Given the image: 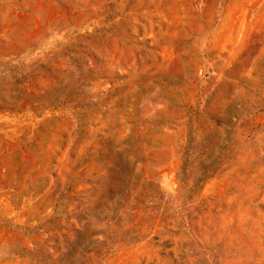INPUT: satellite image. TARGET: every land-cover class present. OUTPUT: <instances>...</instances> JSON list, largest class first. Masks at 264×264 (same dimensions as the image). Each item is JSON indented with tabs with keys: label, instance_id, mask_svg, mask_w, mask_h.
Masks as SVG:
<instances>
[{
	"label": "rangeland",
	"instance_id": "rangeland-1",
	"mask_svg": "<svg viewBox=\"0 0 264 264\" xmlns=\"http://www.w3.org/2000/svg\"><path fill=\"white\" fill-rule=\"evenodd\" d=\"M0 264H264V0H0Z\"/></svg>",
	"mask_w": 264,
	"mask_h": 264
}]
</instances>
